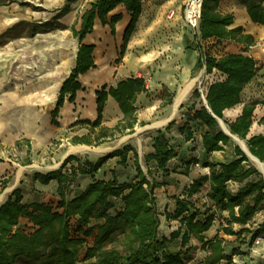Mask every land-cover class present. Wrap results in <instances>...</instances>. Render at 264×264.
Wrapping results in <instances>:
<instances>
[{"label":"trees","instance_id":"obj_1","mask_svg":"<svg viewBox=\"0 0 264 264\" xmlns=\"http://www.w3.org/2000/svg\"><path fill=\"white\" fill-rule=\"evenodd\" d=\"M74 1L76 0H65L63 7L47 22L36 25L18 22L0 35V47L6 46L12 40L33 38L39 33L52 30L54 21L58 22L70 13ZM241 1L251 20L264 26V0ZM14 2L15 0H0V7ZM121 4L131 13V22L126 29L124 43L116 60L118 64L124 58L130 38L139 22L143 0H98L82 16L81 29L77 31L75 26L71 27L81 46L75 68L62 84L56 106L51 112L53 126L60 127L57 118L66 100L74 103L77 92L82 89L78 81L80 75L96 68L93 58L95 47L82 44L83 40L93 32L96 18H99L103 25H110L112 34L115 35V25L122 19V15L112 17L110 22L108 15ZM218 7L219 0L204 1L201 39L230 40L251 45L252 38L243 36L242 28L229 29L234 24V17L221 15ZM58 28L66 29V26L59 23ZM197 67L205 69L207 75L217 71L226 77L210 85L206 93L207 105L200 110L192 109L189 112V119L199 122L202 128V146L205 153L209 155L223 151L225 147L234 144L233 139L222 129L219 123V120H222L230 133L244 141L250 153L264 164V134L248 138L258 103L244 105L241 115L235 121L225 118V111L242 104L246 86L257 76V62L244 53L228 54L221 58L201 54ZM145 91L144 79L135 77L121 81L116 87L103 86L96 93L97 119L94 122L77 123L76 125L87 127L88 133L81 137H72L70 144L101 147L124 136L133 135L138 123L135 104L138 96ZM109 97L117 101L124 114V119L112 128L103 125L105 105ZM193 97L201 98L199 90L194 91ZM184 107L183 105L182 108ZM175 123L176 120H173L165 130L156 132L153 140L154 153L144 156L148 175L152 176L153 170L161 172L164 176L162 183L148 179L140 157L135 153L134 167L137 179L134 184H118L115 178L108 182L94 180L79 197L72 202L66 201L70 185L78 175L94 176L107 161L114 158H119V165L126 166L129 154L134 151L132 146L117 149L101 157L95 164L89 161L82 164L78 157L70 156L60 170L48 174L36 173L35 180L43 185H49L52 181L58 183V194L61 198L59 208L64 209V212H55L46 204L25 206L22 204L21 193L15 192V201L8 200L0 206V264H78L80 253L84 249L85 258L90 264H186L183 249L190 243L191 236L204 243L209 253L205 264L229 261L231 258L225 255L224 240L217 237L214 241L206 242L203 236L212 228L215 215H208L204 221L197 220L201 214L199 211L192 212L193 205L189 201L176 199L177 208L174 214H165L167 220L180 219L182 226L171 234L170 239L161 238L159 235L161 221L155 191L172 185L168 180L171 173L188 176L192 165L196 163V159L181 155L179 149L170 145L166 133L172 130ZM259 123L264 126V117ZM179 132L185 142H194V132L188 123L180 127ZM234 153L235 159L232 162L206 164L210 175L194 181L189 189V196L196 195L209 183V198L215 204L216 211L229 214L225 222L227 226L223 228L225 235L235 236L239 240L244 235H252L253 242L257 237L264 236V222L255 232L247 228L235 232L232 226H247L256 213L264 209V175L239 146L235 147ZM174 160L183 164L184 168L178 169L180 166L177 163L171 170L170 165ZM72 162H77L78 166H72L70 171L64 172ZM231 182L239 185L236 192L229 188ZM2 186L5 189L7 182ZM117 201L122 202L121 209L117 208ZM111 210L114 214L110 213ZM21 218L28 219L33 225L32 234L21 228ZM72 219H77V231L83 234V238L72 235ZM94 221L104 223L92 226ZM92 236L94 242L89 246L87 241ZM180 238V250L173 251L170 245Z\"/></svg>","mask_w":264,"mask_h":264},{"label":"crops","instance_id":"obj_2","mask_svg":"<svg viewBox=\"0 0 264 264\" xmlns=\"http://www.w3.org/2000/svg\"><path fill=\"white\" fill-rule=\"evenodd\" d=\"M96 2L91 1V4L85 5V7L81 11L78 9L79 8L78 5L82 3V1L80 3L73 4L71 6L70 13L61 19V24L71 27L75 26V29L79 31L81 29L82 16L86 13V11H88L91 8V5ZM186 2L187 0H143L142 13L140 15L139 22L137 24L134 33L130 38L127 51L124 55L125 63L129 61L128 65L131 71L135 72L130 75H126L125 70L123 71L122 67L116 66L114 62H116V60L118 59L121 46L124 43L123 40L126 29L131 22V13L127 12L123 4L119 5L112 12L109 13L108 15L109 22L111 21L112 17L117 15H122V19L115 25V35L112 34L110 25L108 24L103 25L100 19L96 18L94 22L93 32L91 34H88L82 42V44L84 45L95 47L93 52V58L96 68L91 69L88 73L84 75H80L78 81L80 82L82 89L77 92L76 100L74 103H70L68 99L66 100L65 105L61 109L59 117L57 118L60 127H56L51 124V112L54 108L53 106L48 107L47 111L44 113L45 115L44 127L46 126L47 128L48 126V133L45 136L44 140L48 141L51 140L53 137H55L57 135L56 131L58 129L62 131H67V130L74 131L75 129H79V127H82L76 125L77 123L86 122V121L94 122L97 119L96 93L100 91L103 86H108V88L111 86L116 87L117 84L120 83L121 81L127 80L132 77L143 79L144 76H148L150 78L151 84L152 81H153V85L157 84L158 80H156L157 79L156 75H154L153 79H152V75H150L152 74L150 69L152 65H150V62L156 60H163V58H166L164 55H168L167 57L172 58L173 53L166 52L165 54H163L156 51H152V52L149 51L146 53L141 51H135L136 50L135 45L137 42H140L139 40H142L144 38L145 44L147 45L156 44L163 46L166 45L171 46L174 44H178V45L181 44V46H183L184 55L188 52H192L191 38L193 40L195 39V37H193L191 30L187 28L183 22V12ZM20 11H21V7L18 3H16V1L13 4L1 6L0 26L2 27L3 22H6L7 25H9L10 23L19 22L20 16L22 15ZM218 12L223 16L232 15L234 17V24L231 27H229V29L231 30L235 28H242L243 29L242 35L245 37L246 36L251 37L253 42L251 43V45L248 46L245 43H238L230 40L217 41L214 39H208V40H204L203 43L202 42L200 43L203 45L204 52L198 53L195 51L193 52V54L197 56L196 59L198 62L199 56L201 54L207 55V53H205L206 45L209 46L210 48V46L218 44L217 45L218 47L214 48L211 51V53L208 54V56L221 58L228 54L244 53L245 55L252 57L257 62L258 73L256 78L246 86L243 92V94L248 93L249 91H252L251 88L252 87L254 88L255 84L262 79L261 76L262 75L264 76V26L260 24H256L251 20L245 5H243L241 0H219ZM160 22H162V24H160ZM77 40H78L77 50H76L77 52H75L76 58L79 52V47L81 46L79 39ZM220 48L223 49V52L218 51ZM0 49H1L0 51L1 56L12 55L14 50L12 46H6L5 48L3 49L0 48ZM245 50L247 51L244 52ZM217 52L220 55H216ZM197 62H195L193 68L197 67ZM158 74L160 77L163 78V76H165L166 73L162 71L161 73L158 72ZM223 77L224 80L226 77L225 76ZM2 81L3 80L0 79L1 83ZM150 86L151 85L146 86V91L140 94L137 98L135 107L137 109L136 117L138 119V123L135 126L134 129L135 131L138 130V127L142 121L147 122V124L149 123L147 118L146 119L141 118L140 115L141 110H139V104L149 94L147 90H149ZM59 89H61V87H59L58 90ZM58 90H57V94H58ZM180 91L181 90H179V92ZM40 98H41L40 94H37L36 97L33 98L32 101L33 111H30L29 113L26 112L27 107L25 101H17L15 102L16 103L15 105H12V103L10 104L9 102L0 104V142H1V146H3V149L0 150V159H2L1 154H3L5 151L6 152L16 151L17 147L15 146L17 142L23 144L25 143L27 144L30 142L32 145L35 146L37 142L39 143L42 141V135H43L42 134V125H43L42 102ZM184 101L182 102V104L184 103ZM257 103L258 105L254 112V123L250 129L248 138L264 134V126L260 125L259 123L260 120L264 117V107L260 106L259 102ZM181 105L179 106V109ZM244 105L246 104H241L231 110L225 111V118L228 116H233L232 121H235V119L241 115ZM149 109H150L149 107H146L145 110L149 111ZM179 109H178V113H179ZM161 113H162V117L155 125V129L157 130H165V128L175 119L176 115L178 114L177 113L176 115L172 116V113L171 114L168 113V109H163ZM256 115H258L259 118L258 121H255ZM123 119H124V114L121 111L119 104L114 98L109 97L105 105L103 125L112 128ZM87 133H88L87 130L82 129L81 131L72 133V137L74 136L81 137L86 135ZM89 148L91 147L87 145H77V146L71 145V150L62 156L60 164L62 165L64 161L70 156H75L78 158L81 157L87 152ZM227 149L228 147H225L223 151H219L207 155L203 150L202 136H200V139L197 142V147L195 146L190 150L187 149L186 147H183L180 150L181 155L186 156L188 158L196 159V163L192 165L189 175L185 176L181 174L171 173V177L175 180L177 185L181 186L183 190L190 189L194 181L200 179L201 177L210 175V170L206 164L229 163L235 159V153L232 157H230L229 160L226 159L227 156L225 157V155H227L226 154ZM27 151L29 152L30 150L27 149ZM34 151H36L35 147L31 152ZM97 158L98 159L94 162L89 159V162L95 164L101 157H97ZM111 160H116L115 166H117L119 162V158L110 159L103 165V167L99 170V172L94 176L81 175L80 177L76 178L77 184L81 183V185L85 184V186L81 189L79 188V192H76V188H74L75 182H73L70 185V188L66 194V201L72 202L74 199L79 197L86 190V188L94 182V180H98V181L101 180L106 182L112 181L113 179L109 176L100 177V172L103 171L102 173L103 174L105 173L106 166L109 164ZM9 163H13L15 165V163L12 162L11 160H9ZM177 163L181 168L182 167L184 168L183 164H180L178 161ZM1 165L2 164L0 163V171L7 170L6 167L10 168L9 171H11L12 169L11 164H7V165L5 164L6 167H2ZM132 165L134 166V162ZM65 170L70 171V169H65ZM110 170H112L113 172L115 169L112 168ZM109 175L112 176L113 173H110ZM16 179H18V185L14 186ZM30 185H32V187ZM7 186H11L12 188H10V191L8 192L9 196L6 202L8 200L15 201L16 197L14 196V193L20 192L23 198L22 204L25 206H31L33 204H38V203L46 204L51 206L55 212H58L60 214L64 212V209L59 208V203L61 202V198L58 194L59 185L56 181H52L49 185H43L39 181L35 180L34 175H29V176L26 175L25 177H18L17 173L15 172L12 176L10 184ZM168 187L173 188L172 186H168ZM205 187L207 188L206 200L210 202L207 205L208 206L212 205L211 206L212 210H214L215 212L212 213L210 211L211 214L215 215V221L213 223L212 228L208 232L203 234L205 241L206 242L214 241L217 237L224 240L225 255L229 256V258L231 259L229 261L223 260L220 264H237L236 263L237 260H235V258L238 257V254L233 253V251L238 248L241 249L240 251H245L242 250L244 248H241L242 244H240V242H242V239L239 240L235 236L225 235V233L223 232V228L225 226L223 227L222 223L223 222L225 223L228 220L229 214L227 212L216 211L215 204L209 198V192H210L209 183H206ZM233 187H236V189L233 190L232 189ZM229 188L233 192H236L239 188V185L231 182L229 183ZM168 202H170L169 209L170 210L172 209L173 212H170V210L167 211L170 214H174L177 208L176 200L172 199V200H168ZM172 202H174L175 204L172 205ZM199 212L201 215L197 220L200 221H204L208 217V215H210V214H206V215L202 214L201 211ZM261 212L264 213V209H260L256 213L254 219ZM165 214L166 211L164 213V216ZM165 221H166V225L168 226L166 228H168L169 230L164 231L162 233L159 232V235L161 238L166 237L170 239L171 234L177 231L182 226V222L180 221V219L178 221L167 220L166 216H165ZM23 222H26L29 225L31 224L28 219L21 218L20 226ZM263 222L264 220L259 224H256L258 226L255 230H252L250 226L251 224H248L247 226L234 224L232 226V229L235 232H239L242 229L247 228L250 229L252 232H255ZM103 223L104 221H97V222L94 221L92 223V226L101 225ZM173 223H175V225ZM166 225L164 224L163 227ZM170 226H172L171 229ZM95 234H96V230H94V236ZM229 238H234L235 239L234 243ZM177 241H181V238L178 239ZM93 242L94 239L91 240L90 243H88V245L92 246ZM191 242H193V244H191ZM179 250L180 249L173 251H179ZM246 251L249 252L250 250H246ZM183 252H184V260L186 264H205V259L208 256V254H206L207 251L204 247V243H202L195 236H191L190 243L183 249ZM249 256H251L252 258L254 256L262 257L264 259V251L261 252L260 250L253 249L252 252H249ZM196 259H201V260H196Z\"/></svg>","mask_w":264,"mask_h":264},{"label":"rangeland","instance_id":"obj_3","mask_svg":"<svg viewBox=\"0 0 264 264\" xmlns=\"http://www.w3.org/2000/svg\"><path fill=\"white\" fill-rule=\"evenodd\" d=\"M15 1L21 7L20 13H22V15L20 16V21H24L28 24L34 25L53 19L55 14L65 4V0ZM81 1L82 3H80ZM91 1L96 2L98 0H76L71 4V6L75 3H80L78 5V9L81 11L85 7V5H90ZM17 23H10L9 25H7L6 22H3L2 27L0 26V35H2L8 29L12 28ZM59 23H61V20H59L58 22L54 21V28L52 30L44 33H39L33 38H21L10 41L6 46L13 47L14 50L12 55H0V79L3 80L2 83L0 82V104L9 102L10 104L12 103V105H15V102L17 101H25L27 107L26 112L29 113L30 111H33V98L36 97L37 94H40V99L42 102L43 124V135L41 142H37L35 146L30 142L27 144L17 142L18 144L16 143L15 146L17 147L16 151H5L3 154H1V166L6 167L7 164H11L12 169L11 171H9L10 168L6 167L7 170L0 171V206L6 203V200L9 196L8 192L10 191V188H12L11 186H6L5 190L2 184L6 181L7 185H9L15 172L17 173L18 177L34 175L35 178L36 173L48 174L50 172L60 170V167L62 166L60 164L62 156L71 150L70 140L72 139V133H76L78 131H81L82 129L88 131V128H84L83 126L79 127V129H75L74 131H62L58 129L56 131L57 135L55 137L48 141L44 140L45 136L48 133V126L47 128L46 126L44 127V113L47 111L48 107L53 106L54 108L56 106L60 91V89L58 90V88L61 87V84L64 83V81L72 72L76 61L75 52L77 50L78 40L74 38L71 26H66V29H61L58 28ZM160 24H162V22H160ZM142 40H139L140 42L136 43L135 51H141L144 53L149 51H156L163 54H165L166 52L173 53L172 58L167 57L168 55H164L166 58H163V60L150 62V65H152V67H150L152 74L150 75H152V79L154 78V75H156V80H158V82L155 85H153V81L152 84H148V86L151 85L149 90H147L149 94L139 104V110H141V118H147L149 123L147 124V122L142 121L138 127V130L135 131L133 135L124 136L101 147H91L84 155L79 157L80 162L82 164H85V162H88L89 159L94 162L98 159L97 157H103L107 154H110L114 150L132 146L134 151L129 154L126 166H120L119 164L115 166L116 160H111L106 166L105 173L103 174V171L100 172V177L109 176L112 179L115 178L118 184H134L136 182L137 174L135 171V167L132 165L135 161V153H137L140 157L141 165L145 173L147 174L148 179L150 181H153L155 179L158 182L162 183L164 180L163 174L161 172L153 170L152 176H149L148 169L144 162V156L154 153L153 140L156 136V132L158 131L157 129H155V125L162 117L161 112L163 111V109H168V113L171 114L174 101L179 90H181L189 82L197 79V82L192 88L189 96L181 105L179 113L174 119L176 120L175 125L169 133H166L170 145L176 149H179L178 151H180L183 147H186L189 150L195 146L197 147V142L202 135V128L198 123L189 119V112L192 109L200 110L203 106H205L206 104L204 102V97L206 99V93L210 85L217 81H222L224 78L223 75H221L217 71H215L213 74L207 75L205 69H200L199 67L193 68L195 62H197V56L194 55L193 52H204L203 45L198 43L197 39L192 40L191 38L192 52H188L185 55L183 54V46H181V44H174L171 46L156 44L147 45L145 44V39L143 38ZM217 45L218 44L212 45L210 46V48L206 45L205 53H207L208 55L214 48L218 47ZM6 46L0 48L3 49ZM218 51L223 52V49L220 48ZM216 55L220 54H218L217 52ZM114 64L118 67H122V70H125L126 75L135 73L134 71H131L128 65L129 61L125 63L124 58L118 64H116V62H114ZM162 71L166 73L163 78L158 74V72L161 73ZM261 77L262 79L255 84V87L251 88L252 91L243 94L242 104L259 102L260 106L264 107V76L262 75ZM195 90H199V92L201 93L200 99H196L193 97V93ZM202 93H204V97L202 96ZM48 96L54 97L55 102L50 104L48 101H46V98ZM183 105L185 106L184 108H182ZM146 107L150 108L149 111L145 110ZM226 120L232 121L233 116L226 117ZM258 120V115H256L255 121ZM186 123L190 125L191 130L194 132V142H185L184 137L179 132V128ZM233 141L234 144L228 146V149L226 151L227 155H225V157L227 156V160H229L230 157L234 155L235 147L239 146L238 142H236L234 139ZM34 147L36 148V151L31 152L33 151ZM2 149L3 146L0 145V150ZM27 149H29L30 151L28 152ZM9 160L14 162L15 165L13 163H9ZM252 163L257 168L255 163ZM72 166H78V163H70L69 166L66 167V169H70ZM174 166H177V160H174L171 163V170L175 168ZM112 168L115 169L113 172L112 170H110ZM178 169L182 168L180 167ZM110 173H113V175L110 176ZM80 176L81 175H78V177ZM168 180L172 183L171 186L173 188L167 186L155 191L158 213L161 221L159 232L162 233L169 230L168 228H166L168 226L166 225L164 216L165 211L168 212L167 210H170V202H168V200L181 199L189 201L193 205L192 212L201 211L202 214L205 215L211 214L210 211L212 213H215L214 210H212V205H207L210 202L206 200L207 188L205 186L196 195L189 196V189L183 190L181 186L176 184L175 180L171 177V174ZM74 182V188H76V192H79V188L81 189L85 186V184H77L76 180ZM14 184V186L18 185V179H16V182ZM30 186L32 187V185ZM232 189L235 190L236 187H233ZM116 204L117 208L119 209L123 207L121 201H117ZM174 204L175 203L172 202V205ZM170 212H173V210L171 209ZM110 213L114 214V211L111 210ZM263 220L264 213L261 212L256 216L255 219L252 220V222L249 223L251 224L250 226L252 230H255L258 226L256 224H259ZM76 222L77 219L71 220L72 235L74 237L80 236L83 238V234L77 231L78 224ZM164 224L166 225L164 226L165 228L163 227ZM173 224L175 225V223ZM222 225H224L225 227L227 226L224 222L222 223ZM171 227L172 226H170V229ZM21 228L28 234H32L34 232L33 225H29L26 222H23L21 224ZM89 228H91V226ZM251 238L252 235H244L241 238L243 240L242 242H240V244H242L241 248H244L242 250L245 251H240V248L233 251V253L238 254V257L235 258V260H237V264H264V259L262 257L254 256L252 258L251 256H249V252H252L253 249L260 250L261 252L264 251V236L262 235L257 237L253 242ZM93 239L94 236L89 237L87 243H90V241ZM229 239L234 243V238ZM258 239L261 240L260 244H256V241ZM191 244H193V242H191ZM180 246L181 241H177L170 247L172 250H178L180 249ZM246 250L250 251L247 252ZM206 254L209 253L206 252ZM85 257L86 249H84L80 253L78 264H90V262L87 261Z\"/></svg>","mask_w":264,"mask_h":264},{"label":"built area","instance_id":"obj_4","mask_svg":"<svg viewBox=\"0 0 264 264\" xmlns=\"http://www.w3.org/2000/svg\"><path fill=\"white\" fill-rule=\"evenodd\" d=\"M204 1L205 0H187L183 12L184 25L191 30L193 37L197 39L198 43L201 42L203 43L204 41L201 39L200 36V27L202 21V11H203ZM143 79L146 83V86H148V84L150 83V78L148 76H144ZM202 96L204 97V93H202ZM260 241L261 240L258 239L256 241V244H260Z\"/></svg>","mask_w":264,"mask_h":264},{"label":"bare ground","instance_id":"obj_5","mask_svg":"<svg viewBox=\"0 0 264 264\" xmlns=\"http://www.w3.org/2000/svg\"><path fill=\"white\" fill-rule=\"evenodd\" d=\"M196 82H197V79L189 82L178 93V95L176 97V100H175L174 107H173L172 116H174V115H176L178 113L179 106L189 96V94H190V92H191V90L194 87ZM46 101H48L50 104H52V103H54V97L48 96L46 98ZM236 142H238V144L241 145L242 147L246 148L245 147V143L242 140H236ZM252 162L255 163L257 168H259L262 172H264V165L263 164H261L258 160L254 159V158H252Z\"/></svg>","mask_w":264,"mask_h":264},{"label":"water","instance_id":"obj_6","mask_svg":"<svg viewBox=\"0 0 264 264\" xmlns=\"http://www.w3.org/2000/svg\"><path fill=\"white\" fill-rule=\"evenodd\" d=\"M204 102H205V104L207 105V101H206V99H204ZM219 123H220V125H221V127H222V129L224 130V132L227 134V135H229L232 139H234L235 141L236 140H240L238 137H236V136H233L231 133H230V131L228 130V128L226 127V125L224 124V122L222 121V120H219ZM239 147L246 153V155L252 160V158H254V159H256V160H258L257 158H255L251 153H250V151H249V149H248V147H247V145L245 144V147L246 148H244V147H242L241 145H239ZM259 161V160H258ZM260 162V161H259ZM261 163V162H260ZM261 164H263V163H261ZM264 165V164H263ZM259 169V168H258ZM259 171L264 175V172H262L260 169H259Z\"/></svg>","mask_w":264,"mask_h":264}]
</instances>
